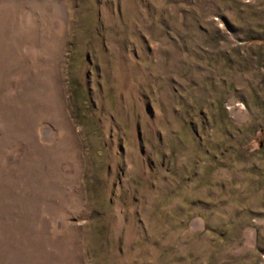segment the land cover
<instances>
[{"label": "rangeland", "instance_id": "1", "mask_svg": "<svg viewBox=\"0 0 264 264\" xmlns=\"http://www.w3.org/2000/svg\"><path fill=\"white\" fill-rule=\"evenodd\" d=\"M0 264H264V0H0Z\"/></svg>", "mask_w": 264, "mask_h": 264}]
</instances>
